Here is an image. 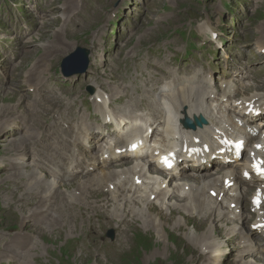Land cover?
<instances>
[{"label": "bare ground", "instance_id": "obj_1", "mask_svg": "<svg viewBox=\"0 0 264 264\" xmlns=\"http://www.w3.org/2000/svg\"><path fill=\"white\" fill-rule=\"evenodd\" d=\"M51 2L57 3L56 0H51ZM61 3H65L63 7L47 9V13L39 16V27L61 24L60 28L53 29L49 36L40 31L36 32L35 37L38 41L53 38V42L47 41L41 45L43 57L38 58L27 72H25L27 65L21 68V61L16 69L8 73L5 80L8 88L15 87L22 82L28 84L32 89V95L22 94L16 100L17 104L22 105L11 106L4 102L14 98L12 93L0 88V100H2L0 103V141L5 143L4 156L19 157L30 152L32 159V166L25 165L20 159L14 158L10 163L5 162L7 166L0 168V171L4 172L8 171V167L13 170V175L2 181V184L10 185L6 190L13 192L14 195L12 202L6 205L9 223L2 225L15 232L12 239L15 251L21 252L29 238H32L31 236L35 233L37 236L45 233V230L40 229L42 226L51 227V232L55 229L52 224H59L56 236L64 244L59 264H126L131 254L137 263L143 257L148 264H165V260H162L159 255L147 254L149 251L142 252V257L139 255L136 259L137 256L133 250L135 234L154 231L160 215L174 212L172 207L177 204V210L183 216L195 217L184 222V227L192 225L195 234L171 231L175 238L170 241V245L175 247L173 254L178 255L177 262L173 264H264V180L251 177L249 182H257L259 191L251 193L246 199H244L246 192L237 193V189L240 190L242 184V179L238 177L239 173L240 176L253 174L255 166L264 172V137L258 135L253 138L252 143L251 134L254 130L250 128L252 132L250 134L244 125L239 127L233 119L228 120L226 113L229 109L222 102L216 101L215 107L212 105L213 101L210 104L201 103L199 107L193 109L190 107L187 112L188 116L201 113L209 119V123L206 127L194 132L197 134L194 137H192L193 132H187L186 134L191 135L188 144L193 142V138H199L200 145H202L208 141L212 143V140H217L222 136L227 139L243 136L246 139L243 143L246 154L244 159L234 161L232 164H224L217 160L218 169L212 174L214 176L200 173L203 171L202 168L198 163L196 166L193 158H190L189 161L194 164L191 172L193 175L198 174L195 177H183L181 174V179L177 181L171 179L166 181L158 164L154 163L155 169L147 167L146 164L133 166L127 162L126 152L117 156V150L122 149V137H118L116 144L113 147L109 146L108 149H96L93 143L89 144V148L86 147L80 141V136L85 135L91 142L95 139V133L86 120L80 119L79 114L72 111L73 97L62 96L53 90L43 78L46 62L54 59L57 63L56 57L63 55L62 53L70 46L63 36H69L72 31L82 29L92 21L94 24L104 23L102 29H105L108 18L107 15L95 18L94 11L84 13L83 6L77 7L80 6L78 0H63ZM54 10H56V16H63L61 21L47 18ZM202 20L206 21L207 18ZM176 27L187 30L185 28L189 29L190 25H185L182 20H179ZM100 31L101 29L96 30L94 36H98ZM200 31L211 33V30L203 25ZM172 46L176 51L181 50L176 42ZM96 47L94 44V48ZM97 55H93L91 69L95 82L105 78L119 86L122 82L119 75L106 73L102 77L99 75L103 64L96 61ZM170 62L171 60L166 61V63ZM135 65L136 68H140V63L135 62ZM155 67L158 65L155 64ZM190 73L194 75L193 69ZM24 74L25 77L22 79ZM232 78V84L223 92V97H226L227 101L236 97L234 101L237 103L251 102L258 108L264 106L261 102L264 95L256 94L262 90L258 85L249 82L246 76L240 74L235 68H232ZM123 91V98L128 102L127 108L141 105V101L131 99L126 90ZM98 97L97 95L91 98V102ZM29 102H33L37 107L40 106L41 111L37 108L25 111L26 104ZM129 113L125 112L127 115ZM216 113L221 116L213 122L210 116ZM248 119L250 118L248 117L247 121ZM252 119L256 120L255 117ZM64 124H66L65 127L62 126ZM64 128L68 131L65 132ZM216 131L220 132L216 133ZM72 136L74 140L71 139ZM98 152L103 155L108 154L109 161L100 160L97 157ZM211 154L197 158L202 159L200 161H206ZM71 159H73L74 166L69 171L65 166ZM120 159H124V162L117 163ZM90 161L94 162V168L106 165L107 171L100 170L97 174L91 175L85 171V166ZM1 164L4 165V162ZM49 165L55 167L53 171L49 170ZM32 167L35 169H31ZM23 168L28 170L21 172ZM196 169L200 171L197 172ZM51 175H56L58 180H61L62 176H67L71 180L82 181L77 186L79 192L72 196L59 192L60 188L67 190L69 185L60 182L47 183L46 179ZM148 175L158 178L147 179ZM146 179L148 182L152 181V189L149 188ZM21 181L24 183L18 184ZM137 181L141 185L136 188ZM14 184L16 185L13 189ZM166 184L176 187L187 185V196L180 197L176 193L170 195L165 193L160 187ZM141 189H145L148 194H142ZM77 190L75 189L74 192ZM134 191H137L139 196H135ZM217 191L222 192V195L216 194L215 199L218 203L211 198V192ZM115 193L120 194L119 198ZM232 193H235V196ZM226 195H230L228 200H225ZM5 198L7 199L6 196ZM249 200H251V206L246 203ZM255 203L259 206L255 207ZM190 214L193 216H188ZM95 222H105L108 226H113L116 233L115 240L109 242L96 238L92 231ZM196 223L202 228V231L198 233L200 237L196 241H188V239L196 238ZM181 229L184 230L183 227ZM181 235L184 238H181ZM180 239L183 240L179 241ZM27 253L22 252L20 258L26 260ZM35 257L39 261L43 258L41 255H35Z\"/></svg>", "mask_w": 264, "mask_h": 264}, {"label": "rangeland", "instance_id": "obj_2", "mask_svg": "<svg viewBox=\"0 0 264 264\" xmlns=\"http://www.w3.org/2000/svg\"><path fill=\"white\" fill-rule=\"evenodd\" d=\"M56 1L57 3L51 2V0H0V79L4 81L2 88L6 89L7 92L10 91L14 97L8 99L9 101L6 100L4 102L6 104L9 103L11 106H20L22 104H17V98L25 93L30 96L31 88H29L28 84L22 82L15 87L8 88L5 85V80L8 73L16 69L21 61V68L27 65L25 69V72H27L38 58L43 57L41 45L47 41L53 42V38H46L38 41L35 35L37 31H40L49 36L53 29L60 28L61 24H49L45 28L39 27L38 24V22H40V14L47 13V9L57 8L58 6L63 7L65 4L61 3L63 0ZM78 2L80 6L77 7L80 8L83 6L84 13H89V11L94 9H100L97 14H95V18H101L107 15L108 19L105 23V29H102L104 23L94 24L92 21L84 28L72 31L69 36H63L70 44L68 50L65 51L66 53L63 52V55L56 57L58 60L57 63L54 59H49L46 62L43 80L50 86L54 80L53 68H55V74L58 77L55 83V90L61 93L83 94L90 98L87 89L92 88L93 93L95 91L92 83L94 78L90 70L93 51L84 44L91 45L92 43H97L99 45L98 49L106 47V52L109 51L112 53V56L104 55L105 65L108 68H110L112 60L115 56H118V54V57L123 60L116 68L121 69L122 74L126 70L129 71L130 67H132L131 71L128 72L126 76L124 75L125 78H127V80L124 81V85L128 86V95L139 100L141 98V90H143V83L155 80V77H157L159 73H165L171 76L169 72H155L148 67L151 66V62L155 60L156 53L154 48H156L158 40L170 33L169 24L174 19L182 20L187 23H194L196 26L193 30L195 37L199 36L196 28L205 24V21L202 19L210 18L209 29L211 31H214L217 26L221 27V29L215 33H217L219 39L225 38L226 43L223 48L226 50L224 52L225 55L219 58L217 56V46H220V44L213 45L208 39L198 41L197 38L193 40V45L195 47L194 53L205 54L206 52H210L214 56L212 63L216 71L214 74L216 81H223L225 79L227 81H232L226 77V73L230 72L227 65L231 68L233 66L235 69L244 72L243 70L245 68L243 65H239V63L244 62V59L236 55L238 49H240L243 44L248 46V48H253V39L262 41L261 38L264 36V29L262 28V26L264 27V0H78ZM131 8H133L131 16L126 17V13ZM55 11L56 10L52 11L47 18H55L61 21L63 16H56ZM35 23H37V25ZM98 29H101L100 34L94 36V32ZM164 30H167V33H164ZM174 40L183 44L178 36H175ZM173 43L175 42H168L166 40L161 41L160 51L163 57L170 59L173 56L175 52V48L172 46ZM229 43H231V45H228ZM83 49H88L90 51H88L87 71L69 79H64L59 72L60 66H62L71 55H86ZM106 52L105 54H108ZM243 54L252 55L253 52L246 50L243 51ZM45 58H47V56ZM138 61H141V66L147 67L148 72L134 69L136 67L135 62ZM215 63H218V65H215ZM77 68L78 67L75 66L74 70L76 71ZM246 68H250V66ZM184 69L186 70L187 68L185 67ZM109 71H106V73H109ZM24 77L25 74L22 79H24ZM251 81H253L252 77ZM259 87L261 86L259 85ZM121 90H123L121 87L113 90V96L114 94L120 93ZM262 92L264 93V90H262ZM0 103H2V100H0ZM32 108H37L41 111L40 106L37 107L33 102L26 104L25 111H31ZM77 110L79 115L83 117L87 116V110H95V107L88 102L80 105ZM2 120H4V118H2ZM4 151L5 143L0 141V158L3 157ZM49 168L54 169L51 165H49ZM52 180H54V178L50 176L48 181L50 182ZM78 181L79 180H71L67 176H62V179L58 180V182L69 185V187L67 190H65V188H60L58 191L65 195L72 196V194L79 192L77 186L81 184L82 181ZM75 189L77 191L74 192ZM172 191L173 190L169 192L172 193ZM185 193H187L186 187L178 191V195H183ZM116 195L119 198L120 194ZM11 202L12 199L8 197L7 199L5 196L0 198V203L5 206L9 205ZM177 208L178 205L175 204V207H172V209L175 210L174 212L161 214V217L158 216V218H160L156 223V229L154 228V231H148L146 234L142 232H137L135 234V247L133 250H135V256H137L136 259H138L139 255L142 257V252L149 251L147 254L155 253L159 255L162 260H165L167 264L177 262L178 255L173 254L175 247L170 245V241H173L175 238V235L171 231H181L183 234H195L192 225L189 224L184 227V222L186 220H191L195 217H185ZM188 216H193V214ZM0 224H5L3 215H0ZM52 225L55 226V229H58H53L50 232L51 227L42 226L40 229L45 230V233L39 236H37L36 233L32 235L31 237L35 240L29 238V243L26 244L25 247L28 251L27 255L30 260L32 259L33 253L34 255L42 256L43 252L49 251L51 253V258L54 259V264H59L64 244L62 240L56 236L58 235L59 224ZM181 227H183L184 230L181 229ZM195 227L196 238L190 240H196L200 237L198 233L202 231V228L200 225H197V223ZM92 231L95 233V237L100 240L109 242L114 240L109 238V233L111 231L108 229V225L105 222H95ZM181 238L184 237L182 236ZM181 240L183 239L179 241ZM179 241H177V243ZM9 246H14L13 242L11 240H6V235L0 231V264H2L3 260L11 261L13 259L11 256L6 255L7 247ZM36 246L37 248H35ZM130 261L133 262L130 263ZM50 263L51 260L46 262V264ZM13 264H20V262L17 260ZM126 264L148 263L143 257L139 259L137 263V260H134L131 254Z\"/></svg>", "mask_w": 264, "mask_h": 264}, {"label": "water", "instance_id": "obj_3", "mask_svg": "<svg viewBox=\"0 0 264 264\" xmlns=\"http://www.w3.org/2000/svg\"><path fill=\"white\" fill-rule=\"evenodd\" d=\"M78 57H74L73 59H72V61H74L75 59H77ZM71 61V62H72ZM63 73H64V75L66 76V77H69V76H72V74H74L75 72L74 71H72L71 69H66L65 68V70H63Z\"/></svg>", "mask_w": 264, "mask_h": 264}, {"label": "snow or ice", "instance_id": "obj_4", "mask_svg": "<svg viewBox=\"0 0 264 264\" xmlns=\"http://www.w3.org/2000/svg\"><path fill=\"white\" fill-rule=\"evenodd\" d=\"M164 162L167 163V160H165ZM169 166H170V165H169ZM258 171H259V169H258ZM261 174H264V173H261Z\"/></svg>", "mask_w": 264, "mask_h": 264}]
</instances>
